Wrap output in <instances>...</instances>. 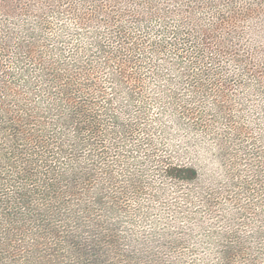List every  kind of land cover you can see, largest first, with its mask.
Segmentation results:
<instances>
[{
	"label": "rangeland",
	"instance_id": "374dc122",
	"mask_svg": "<svg viewBox=\"0 0 264 264\" xmlns=\"http://www.w3.org/2000/svg\"><path fill=\"white\" fill-rule=\"evenodd\" d=\"M5 34L11 41L6 47L0 45V64L8 66L19 56L35 67L37 61L28 60L26 52L18 50L25 45L20 42L32 41L28 44L35 52H55L56 61L71 67L78 82L71 84V90L90 109V115L99 116L96 130L113 132V115L118 116L119 150L104 153L105 163H117L122 169L120 152L150 178L141 193L130 196L128 209L148 206L157 217L170 218L183 202L179 192L186 187L164 180L157 166L200 159L203 171L219 172L216 137L225 143L229 153L225 157L237 163L238 181L251 184L249 166L256 158L251 151L264 145L252 139L254 133L264 130V0H0V38ZM104 59L108 63L102 66ZM124 64L133 73L135 85L119 88L114 76ZM217 77L228 83L227 100L213 86ZM85 78L88 83H81ZM34 87L37 91L38 86ZM102 88L99 93L97 89ZM115 94L124 103L131 100L130 108L113 99ZM86 95L91 103L86 102ZM33 97L38 99V92ZM222 99L228 101L230 112L222 109L219 115L211 106ZM45 104L51 105L47 100ZM185 108L194 114L183 113ZM129 123H133V134L121 130ZM232 123L240 125L241 131L248 129L250 136L240 131L227 139L225 135L235 126ZM135 156L140 164L132 161ZM17 169H8L4 180L0 179V216L6 213L23 220L28 208L15 193L20 184ZM216 175L225 176L222 172ZM230 175L234 177L232 171ZM225 186V182L218 184L209 211L202 204L205 199L200 201L202 215L218 218V229L245 217L244 224L236 222L235 227L244 231L246 225L259 224L264 228L262 212L239 216L233 206L229 217L225 215L232 194ZM180 222L184 224V219ZM53 225L59 227V237L69 235L68 223L59 219ZM21 228V232L11 231V242L4 240L6 251L0 264H70L67 246L60 244L59 237L36 222ZM43 228H47V218ZM207 232L202 222L197 232L188 233L189 243L194 242L193 250H197L195 261L200 262L212 247ZM198 245L203 249L194 248Z\"/></svg>",
	"mask_w": 264,
	"mask_h": 264
},
{
	"label": "trees",
	"instance_id": "16d2710c",
	"mask_svg": "<svg viewBox=\"0 0 264 264\" xmlns=\"http://www.w3.org/2000/svg\"><path fill=\"white\" fill-rule=\"evenodd\" d=\"M8 35L0 38L2 47L11 41ZM29 42L32 41L20 42L25 45L18 46V50H24L28 60L37 61L35 67H29L19 56H14L15 61L8 66L0 64V79H19L0 81V179L4 180L8 169L18 168L15 177L20 184L15 193L19 202L28 208L23 220L10 218L6 213L0 216V262L6 251L4 240L12 241L11 231L21 232V227L36 222L43 230L59 237V227L51 224L61 219L70 228L67 237H59V243L67 246L64 249H68L70 264H229L231 261L264 264V228L257 220L258 225H246L244 231L235 225L246 217L218 229L220 220L207 219L198 207L205 199L202 204L209 211L218 184L225 182L226 191H232L230 199L227 198L230 205L225 212L227 217L233 206L239 216L253 210L264 214V145L251 151L256 156L249 166L251 184L238 181V165L226 158L229 153L225 143L216 137L219 151L216 163L221 167L219 172L225 174L223 178H218L219 172L203 171L200 159L192 163H164L156 169L164 180L186 187V191L179 192L183 202L170 218L157 217L156 211L148 206L128 209L132 202L130 196L141 193L143 183L149 185L150 178L127 162L119 151L122 169L117 163H105L104 153L119 150L118 116L113 115L116 124L113 132L96 130L99 116L90 115V109L71 90V84L77 82L71 67L56 61L59 57L55 52H35ZM178 61L182 60L178 57ZM107 63L104 59L102 66ZM127 69L124 64L120 74L114 76L119 88L124 84L135 85L136 79ZM83 75L88 76L85 72ZM217 78L218 83L214 79L213 86L217 87L219 97L227 100L228 83ZM88 81L85 78L81 83ZM34 86H38L37 91ZM97 91L103 93V88ZM35 92H38L36 100L33 99ZM113 99L130 108L131 100L124 103L116 94ZM225 99L211 106L219 115L222 109L230 112ZM46 100L51 105L45 104ZM30 101L35 104L31 105ZM86 102L91 103L87 95ZM184 112L194 114L191 108H185ZM132 124L121 126V130L133 134ZM230 129L233 132L225 135L227 139L232 133L240 134V125ZM241 132L251 134L248 129ZM252 139L264 144V130L254 133ZM132 161L141 163L136 156ZM44 218H47L46 229ZM182 218L184 224L180 222ZM202 222L212 247L206 249V257L198 262L193 258L197 250H193L194 242L189 243L188 233L197 232ZM63 238L67 240L62 241ZM194 248L203 249L199 245ZM212 256L216 261H211Z\"/></svg>",
	"mask_w": 264,
	"mask_h": 264
}]
</instances>
